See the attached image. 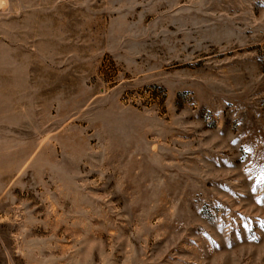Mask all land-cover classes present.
<instances>
[{
    "label": "rangeland",
    "instance_id": "374dc122",
    "mask_svg": "<svg viewBox=\"0 0 264 264\" xmlns=\"http://www.w3.org/2000/svg\"><path fill=\"white\" fill-rule=\"evenodd\" d=\"M0 264H264V0H0Z\"/></svg>",
    "mask_w": 264,
    "mask_h": 264
}]
</instances>
